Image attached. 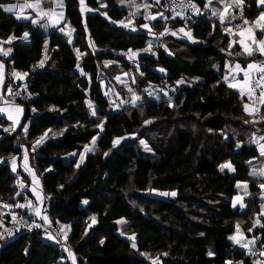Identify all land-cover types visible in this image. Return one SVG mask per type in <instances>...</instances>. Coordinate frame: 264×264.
Here are the masks:
<instances>
[{
    "label": "trees",
    "instance_id": "16d2710c",
    "mask_svg": "<svg viewBox=\"0 0 264 264\" xmlns=\"http://www.w3.org/2000/svg\"><path fill=\"white\" fill-rule=\"evenodd\" d=\"M11 2L0 0L5 5ZM193 2L199 12L186 26L159 18L151 25L143 17L129 18L130 9L135 10L130 0H84V5L80 0H63L65 24L50 34L31 22L34 17L17 19L0 9V45L10 36L17 40L5 44L12 49L7 57L0 55L7 86L13 79L36 95L31 102H17L23 107L24 121L14 132L20 136L29 123L27 140L33 144L49 129L64 130L37 151L35 163L44 192L53 195L44 216L47 213L52 222L69 226L68 245L76 264H153L142 253H162L156 264H250L252 254L241 250L229 237L240 233L257 238L264 228L255 223L259 219L264 224V189L260 187L264 176L250 174L253 160L262 157L258 147L262 143H253V134L264 133V126L259 132L250 129L252 115L245 104L251 99L229 87L225 75L233 62L242 63L244 68L246 62L256 60L253 55H241L240 34L232 31L242 32L239 24L243 19L249 22L247 29L253 27L264 7H258L257 0H244L243 17H236L230 25L236 29L229 32V26L205 10L207 0ZM135 3L152 5L143 8V13L165 16V0L159 5L155 0ZM129 19L135 26H125ZM146 23L152 32L163 33L166 27L170 30L163 40L165 49L154 56L141 55L149 40L159 36L150 37L149 29L141 27ZM183 27L193 39L172 37V31L177 33ZM67 28L73 34L71 41L61 34ZM25 32L29 34L26 38ZM167 39L175 40V47L168 50ZM133 57H138L144 74L140 93L149 86L159 90L153 97H141L148 100L141 109L106 116L103 130L98 132L88 102H95L100 115H106L109 99L101 69L109 63L113 72L117 67L131 71ZM41 60L43 69L37 71ZM13 69L27 76L10 79ZM77 69L90 80L81 78ZM5 92L7 96V88ZM9 126V121L0 116V217L6 223L11 217L4 212V205H15L21 197L16 184L19 173L11 171L9 160L13 153L22 152L15 148L16 135L8 137L4 131ZM145 131L155 136L160 133L155 139L161 147L158 156H142L130 140L118 144V140ZM97 135L96 152L76 167L83 147ZM228 163L232 170L221 171V165ZM147 190L175 192L177 198L147 200L140 195ZM240 196L244 202L235 205L234 200ZM133 236L134 240L129 239ZM262 245L263 239L258 240L252 252L264 250ZM70 261L55 245L43 242L39 230L0 238V264H72Z\"/></svg>",
    "mask_w": 264,
    "mask_h": 264
},
{
    "label": "rangeland",
    "instance_id": "374dc122",
    "mask_svg": "<svg viewBox=\"0 0 264 264\" xmlns=\"http://www.w3.org/2000/svg\"><path fill=\"white\" fill-rule=\"evenodd\" d=\"M18 1H22L20 3H25V2L34 3L35 2V0H12V2L9 3V4H17V3H19ZM217 1H219V3H220V0H213V7H212L213 9H214V6L216 5L215 2H217ZM229 2L231 3L232 0H229ZM61 4H62V6H60ZM42 7H43V9L45 11L51 10L55 14L63 13L62 18L59 15H56L54 17L55 19L59 20V23L58 24H53L52 20L48 16H44L42 18L39 17L37 15L36 10L33 9V8H25L24 10H30L32 12L26 13L24 15L26 17L29 16L30 18L34 17L33 19L37 20V23H35L34 25L36 27H38L39 29H41V30L47 29L46 30L47 34H50L53 31L61 29L62 25L65 24V9H64L63 0H57L56 4H54L52 2V0H42ZM258 7L262 8V7H264V5L258 4ZM236 9H238V8L234 7L233 11L236 10ZM208 11L211 14V16L214 17V19H216L217 21H219L221 23V21L218 20V15L214 16L212 14V9H209ZM132 12L134 13L135 18L143 17L145 19V16L150 14V13H147V12L143 13V7H141L139 10H137V8H135V10L133 8H131L130 9V13H132ZM130 13H129V18H131ZM82 14H83V16H86L88 13L84 9ZM151 14L155 15L156 13L151 12ZM23 18H24V16H23ZM156 18L162 19V17L161 16L159 17V15H157ZM132 19H129L128 22H126V25H128L127 27H129V28L132 25L135 26V24L132 23L133 22ZM24 20H28V19L24 18ZM145 20L150 25H151V21H155L154 19H151L150 16H149L148 19H145ZM129 21H131V23H129ZM262 21H264V20L260 21L261 24H263ZM255 22L253 24L254 25L253 27H256L257 31H256V33H254L255 35L253 34L254 35L253 37L255 39H257V40H261L262 38H264V36H262V31H261V29L258 26H256ZM221 24H224V25L228 26L226 21L221 23ZM184 28L185 27H183V29ZM62 31H64V34L63 33H61V34L63 36H66L69 41H71L73 39V34H71V31L68 28H67V30H62ZM162 32H164V31H162ZM172 32H174V31H172ZM184 32H186V31L184 30ZM184 32H180V31L177 30L176 35H172V37H174V38H176L178 40L184 41L185 37L188 38L184 34ZM69 33H70V35H69ZM147 33L149 34V31H147ZM152 33H153L152 35L159 34L160 37L159 36H155V37L151 38V40H149V42H151V47L149 48V44H148V47H147V48H149V51H142L141 55L149 54V55L154 56L152 53H155V55H157L160 49H165V44H164L163 40H164V37L169 35L170 30H169L168 33L164 34L163 36H161L160 33H156L155 31H153ZM150 37H151V35H150ZM188 40H190V39L188 38ZM15 41H17V40L15 39ZM26 42L28 44L30 43L29 40H26ZM234 42L237 43L236 40ZM5 44L6 43L1 44L0 48H3L4 50H7ZM157 44H158V47H157ZM174 44H175V40L167 39L168 50H169V47H175ZM175 51L177 52V50H175ZM178 51L181 52L182 48H179ZM47 54H48V52H47ZM47 54H46V57L48 56ZM244 54L247 55L246 57L249 56L247 52H245V53H243L241 55L243 56ZM0 55H2V53H0ZM252 55L256 59V56L254 54H252ZM254 62L256 64L257 63V59L255 61L246 62V66L244 68L242 67V63L239 64V63L233 62L232 64H229L227 66L226 75H225V77L227 76V78H228L226 80L227 84L228 85L231 84L229 82H232L233 80H235V81L242 80V84L245 86V83H244V72L240 71V73L237 74L238 70L236 69L235 66L237 64H239L242 69H246L248 64L254 63ZM131 63L134 66L131 71H126L122 67H117L116 72H113V69L109 65V63H106V65L103 66L102 69H101V73L103 74L102 78H103L104 93H106V95H107V97L109 99V107H108V109L106 111V115L105 116L103 114L100 115L99 111L96 110V108L94 106V103H95L94 100H93V102H94L93 103V109L95 110L96 115H92V110L93 109H90L88 107V111L91 114L90 116L96 122L95 129L98 132L103 130L105 118L109 114L114 113V112H119V111H122V110H125V109L129 110L128 112L132 111L133 109H141L148 102V100H143L141 98L143 96V92L140 93V85H141V83H144V81H143L144 74H143V72L140 69V62H138V57H136V58L133 57ZM118 64H121V62H118ZM77 72L81 73L80 69H77ZM255 72H256V70L254 72H251V74H249L248 83H247V90H248V84L252 80L251 79L252 78L251 75H253ZM80 77L84 78L86 80H88V79L90 80L89 76H84V75L81 74ZM100 78H101V76H100ZM117 78H119V79H117ZM232 85H234V86L231 87V88H233L234 90L239 92L238 89L236 88L237 83L236 82L232 83ZM144 86H148V84H145ZM130 89H131V91H130ZM243 90H246V88H244ZM240 94H241V92H240ZM134 96H138L139 99L138 100H134L133 99ZM242 96L244 98H248L249 97L248 93H247V95L244 93V95H242ZM8 103H9L8 107H12V106H14V104L15 105H19V104H16L15 102H8ZM19 106H21V105H19ZM12 114L15 115L14 111H13ZM6 117H8V115H6ZM23 121L24 120L22 119L21 122L18 125L16 124L14 130H12L13 123H11L9 121L10 126L8 128L10 130L8 132H6V134H7L8 137H12L13 135L14 136L16 135L15 136L16 137L15 148L16 149L20 148L21 152H22V154L13 153L11 155V156H13V158H15V161H13V158H11L9 160V162L11 164L10 168H11V171H13V163H15L16 170L13 171V173H15V174L19 173V175H18V177L16 179V181H17L16 184L18 185L17 188L19 189L18 192L21 194V197H20L19 201L21 200V198L23 200L24 196H26V195H33L32 199L34 201H36V204L40 206L41 212L43 213V215H45L44 211L48 209V207H46V205H45L46 202H47V198H46V193L44 192V189L42 187V177L38 173V168H37L36 163H35V161H36V157L35 156H36L37 151L40 148L44 147L48 142L59 138V137H56V136L62 135L64 130L63 129H57V130H54V131L48 133V136L43 140V142L39 143L38 146H35V148L33 149V145H34L35 142L33 144L32 143L28 144V140H27V136H28V132H29V125H30L29 123L21 130L20 136H18V134H16L14 132L21 124H23ZM252 122H250V129L251 130L254 129L255 132H259L260 131L259 130L260 127L264 126V118H262L261 116H255L254 114H252ZM254 123H256V124H254ZM258 123H260V124H258ZM98 125H102V129L100 127H98ZM149 125H150V123H149ZM25 128L27 129V132H25V130H24ZM262 131L264 132V128H263ZM17 132H19V131H17ZM54 133H55V135H54ZM262 136H264V133H262V134L254 133L252 140L253 141L255 140L258 143L264 144V140H260L259 139ZM20 137H22L23 139H20ZM157 137H160V133H156V136H155L149 131H145L144 133H139L138 132L137 134H135L133 136H130V138L126 137L124 139L118 140L119 142L116 141L115 144H117V142L119 144V143H122L124 141H129L130 140V143L133 144L136 147V149L140 152V154L142 156H144V157H155V156H158L157 150L161 149V147L155 141V139ZM251 137H252V134H251ZM94 138H95L94 142L92 140L88 145H85L83 147V151L80 154V157H78L79 160H78L77 164H79V166L84 163V159H85V157L88 154H94L96 152L98 135L95 136ZM225 139H227V136L225 137ZM141 141H143L144 143H141ZM145 145H147V150L145 148ZM86 147H87V150H85ZM25 149H27V157H28L27 161H25V159H24ZM69 158L70 157H67L65 159V161H68ZM1 161H3V160H1ZM253 161L254 162L251 163V168L253 170H257L256 171L257 173H259L260 171L264 170V156H262L260 159L253 160ZM77 164H76V167H77ZM33 175L36 177L35 181L33 180ZM21 185H23V187H21ZM163 193H168V192H160V191H156V190H147V191L141 192L140 195L145 197L147 200H150L151 198L166 199V200H168L170 198H172V199L177 198V193H175V192H173V193H175L174 196L173 195H163ZM237 198L234 200L235 201V205H238V204L240 205V203L242 204V202H244V199H243L242 196H240L238 199ZM261 199H264V195H261ZM22 200L20 202L18 201L19 203L17 202L15 205L10 203L11 207H4V212L6 213V215H8L7 213H8L9 210H10L11 214H13V212L17 213V210L19 209V207H16V205L17 204H21ZM46 216H47V213H46ZM35 219L36 220H40L41 218L36 215ZM0 221H2L3 223H6V221H3L1 219V217H0ZM49 222H45V224H44L43 228L46 231H51L54 228L53 224L49 223ZM13 225L16 226V224H13ZM0 227H1L0 234L3 237V233L4 232H3V226L1 225V223H0ZM61 232H63V230H61ZM53 234L56 237H58V239L60 240L59 235H56L55 233H53ZM237 234L238 235L236 236V238L238 240H239V238H242L243 235H244V234L242 235L240 233H237ZM246 238L250 239L248 237H246ZM236 245H238V243H236ZM240 246H241V244H240ZM241 248L245 249V247H241ZM161 255H162V253L156 254V256L147 254V256L151 257V259H150L151 261H158L157 258L159 259L161 257ZM69 259L71 260L70 262L72 263V258L69 257Z\"/></svg>",
    "mask_w": 264,
    "mask_h": 264
},
{
    "label": "snow or ice",
    "instance_id": "6c2138e0",
    "mask_svg": "<svg viewBox=\"0 0 264 264\" xmlns=\"http://www.w3.org/2000/svg\"><path fill=\"white\" fill-rule=\"evenodd\" d=\"M52 2H53L54 4H56V3H57V0H52ZM80 2H81V5H83L84 0H80ZM120 2H121V3H124V0H120ZM159 3H160V0H155V4L159 5ZM173 3L175 4V3H176V0H173ZM222 3H223V10L215 9V8L212 9V14H213L214 16L218 15V16H219V19H220V21H221V23H223V22H224V19H225V15H224V13L228 12V10H229L230 7H235V8L240 9V12H241V15H242V13H243V7H242V5H243V3H244V0H232V3H231V4H228V3L226 2V0H222ZM257 3H258V4H262V5H264V0H257ZM130 4H131L132 7L137 8V10H139L141 7H143V8H150V7L152 6V5L147 4V3L142 4V5H141V4H136V3H135V0H130ZM210 4H211V0H208V4H206L205 7H207V6L210 5ZM60 6H62V4H61ZM101 6L103 7V6H106V5H101ZM179 6H180V7L191 8V10H192L193 12H199V9H198L197 6L195 5V3L192 2V0H188L187 4L184 3V0H180ZM25 8H33V9H35L36 12H37V15H38L39 17H41V18L44 17V16H48V17L52 20V23H53V24H58V23H59V20H57V19L54 18L56 15H59L61 18H62V16H63V13L55 14V13H53L51 10H49V11H45V10L43 9V7H42V0H35L34 3H27V2H25V3L8 4V5L0 4V9H3V11L6 12V13H13V14H15L17 19H20V18H21V14L24 12V9H25ZM17 9H19V13H17V11H16ZM171 10L175 13V15H180V13L175 12V7H173ZM81 11H82V12L84 11V8H83V7L81 8ZM105 15H106V14H105ZM130 15H134V13H130ZM157 15L161 16L162 19L165 20V21H167V20L169 19L168 17L163 16V13H156L155 15L149 14V15H146V16H145V19H148L149 16L151 17V19H155ZM24 18H25V19H29V17H24ZM173 18H175V16H173ZM231 18H232L233 20H235V19H236V16H235V15H232ZM261 20H264V9L261 10L260 16L257 18V20H256V22H255L256 26L260 27V29H261V31H262V36H264V24H261V23H260ZM31 22H32L33 24H35V23H37V20H36V19H32ZM120 23H123V21H121ZM129 23H131V21H129ZM248 23H249V22L245 19V20H244V24H248ZM125 26H128V25H125ZM141 27L146 28V29H149V34H150V35L153 34V33L151 32V29L149 28V25H148L147 23L141 25ZM132 30L135 31L136 29L133 28ZM73 31H74V30H73ZM178 31H180V32H184V29L181 28V29H179ZM226 31H229V32H230L231 29H226ZM168 32H169V29L166 27L165 30H164V32H163V33H160V35L163 36L164 34H166V33H168ZM247 32H248V34H249L250 37H253V33H252V29H251V28L247 29ZM171 34H172V35H176V32H172ZM184 34H185L189 39H193V37L191 36V32H190V31H189V32H184ZM23 35H24V37L26 38L29 34H28L27 32H25ZM69 35H70V33H69ZM241 35H243V32H241ZM13 39H15V37H14V36H10L9 39H8V41H6L5 43H11V41H12ZM253 42H254V43H257L254 39H253ZM258 43H259V51H260V53H261L262 55H264V38H262ZM230 46H231V45H230ZM150 47H151V42H149V48H150ZM149 48H146V49H144L143 51H149ZM45 49H47V42H45ZM11 51H12L11 48H8L7 50H4L3 48H0V53H2L5 57H7ZM245 51H246V52L248 53V55H250V56L253 54V50H252V49L245 48ZM129 52H132V50L129 49ZM135 54H136V53H133V55H135ZM152 54L155 55V53H152ZM80 55H81V54L79 53V50H77V56H78V58H79ZM46 58H47V57H45V59H46ZM39 64H40V66H43V64H44V60H41V61L39 62ZM78 67H79V65H78ZM235 67H236L237 70H240V71H243V72H244V83H245V85H247V83H248V78H249V72H248L247 69L257 68V65H256V64H252V63H250V64L247 65V69H241V67H240L239 64H237ZM160 71L163 72L164 69H160ZM258 71H259L260 73L264 74V65L259 66ZM81 74L83 75L84 73L82 72ZM11 75L14 76V77H17V78L23 79L25 76H27V73H20V72H17L16 70L13 69ZM117 79H119V78H117ZM227 79H228V78H227V76H226V77H225V80H227ZM3 81H4V63H3L2 61H0V86L3 85ZM261 81H264V75L261 76ZM178 83H183V81H179ZM233 86H234V85L229 84V87H233ZM130 91H131V89H130ZM7 92H8V94H10V95H16V96L20 95L19 92H16V93L13 94V90H12L11 85L7 86ZM248 94H249V98L251 99L252 89H249V93H248ZM241 95H244V90H243V88H241ZM260 95H261V97H264V89H261ZM133 99H134V100H138L139 97H138V96H134ZM0 100H3V96H0ZM7 104H8V102L5 101V105H6V106H5V107H0V112H6V111L8 112V118H9L10 120H13L12 130H14L16 123H18V121H19V115H18V114L21 113V112L23 111V109H22L19 105H14L13 107H8ZM88 106H89L90 109H93V105L91 104V102H88ZM245 110H246V111H250L249 108H248V105H247V104H245ZM13 111H15V113H17L16 116H14V115L12 114ZM33 111H35V109H33ZM92 115H96L94 109L92 110ZM149 122H150V121H146L145 123H149ZM247 122H248V121H246V123H247ZM98 127H100V128L102 129V125H98ZM9 130H10L9 128H4V131H5V132H8ZM24 130H25V132H27V129H26V128H25ZM51 131H52L51 129L48 130V132H51ZM48 132H45L44 135H43L42 137H40V138L35 142V144L33 145V149L35 148V145H36V144H39V143L43 142V140L48 136ZM61 134H62V133H61ZM54 135H55V133H54ZM259 139H260V140H264V136L260 137ZM94 141H95V138H93V142H94ZM253 142H254V143H258V142L255 141V140H254ZM114 143H115V142H114ZM141 143H144V142L141 141ZM239 146H240V145L238 144L237 147H239ZM258 147H259L260 155H261V156H264V144H258ZM145 148H146V150H147V145H145ZM85 150H87V147H86ZM105 155H107V153H105ZM81 158H82V157H81ZM24 159H25V161H27V159H28V157H27V149H25V156H24ZM13 161H15V158H13ZM249 163H251V162H249ZM77 167H79V164H77ZM224 168H228V169L232 170V165H231L230 163H228V164H224V165H221V171H223ZM15 170H16V166H15V163H13V171H15ZM250 174L253 175V176H256V175L264 176V170L260 171L259 173H257L255 170H253V172L250 173ZM35 179H36V177L33 175V180L35 181ZM239 186H240V185H239V183H238V184H237V187H239ZM21 187H23V185H21ZM260 187H261L262 189H264V183H262V184L260 185ZM17 195H19V193H17ZM163 195H173V196H174L175 193H170V194H169V193H163ZM38 198H39V197H38ZM85 203H87V201H85ZM28 204L31 205L32 202L29 201ZM4 206H5V207H11L10 205H4ZM16 207L24 208L25 205H24V204H17ZM241 207H243V205H241ZM261 209H262L261 214L264 215V204L261 205ZM34 212H35V215L40 216L42 220H44L45 222H49L47 216L41 215V210H40V208H38V207L35 208V209H34ZM12 218H13L14 221L16 220V217H15V216H13ZM93 219H94V218H93ZM20 222H21V223H26V222L23 220V217L20 218ZM0 223H2V221H0ZM49 223H50V222H49ZM118 223H122V221H118ZM255 223H256V224H259V223H260L259 219H257V220L255 221ZM35 227L39 228V227H41V225L37 224V225H35ZM67 227H69V226L62 225V226H61V230H63L64 228H67ZM261 227H264V224H261ZM236 229H237V232H240V225H239V224L236 225ZM29 230H31V226H30V225H29ZM248 231H252V229L249 228ZM9 235H11V232H10V231H9ZM64 235H65V238H66L67 234L65 233ZM0 238H3V237L0 236ZM49 238L51 239L52 237L49 236ZM129 239L134 240L135 237L133 236V237H130ZM229 239L234 240L236 243H240V240H238V239L236 238V236H230ZM254 243H255V239H253V240H251V241H248V243H246V244H241V247H245V248H247V247H248V244H254ZM132 246L135 248V247H136L135 243H133ZM262 247H264V245H262ZM65 251H67L68 254H69V257L72 258V264H76L75 255L71 252V250H70L69 248H65ZM250 254L255 255L256 253L251 252V250H250ZM142 255H147V254L142 253ZM164 255H167V254L164 253ZM209 255L211 256L212 253L209 252ZM258 255L264 257V250H261V251L258 253ZM148 258L151 259V257H148ZM157 260H158V258H157ZM153 264H156V261H153ZM254 264H261V262H259V261H254Z\"/></svg>",
    "mask_w": 264,
    "mask_h": 264
},
{
    "label": "built area",
    "instance_id": "2783aa9c",
    "mask_svg": "<svg viewBox=\"0 0 264 264\" xmlns=\"http://www.w3.org/2000/svg\"><path fill=\"white\" fill-rule=\"evenodd\" d=\"M165 1H166V6L163 8V10H164L165 16L169 18L168 20H170L172 22L178 21V22H181L187 26L193 20V17L197 13V12H193L191 10V8L180 7L179 6L180 0H176L175 4L173 3V0H165ZM187 2H188V0H184L185 4H187ZM192 2H193V0H192ZM173 7H175V12L180 13V15H175V13L171 10ZM173 16H175V18H173ZM235 16L238 18L243 17V13L241 15L240 9H237L235 11ZM247 27H248V24H244V19H243L241 21V23L239 24V30L244 32L247 29ZM236 32H237L236 30H233L232 34H236ZM262 65H264V61H262L258 65V68H259V66H262ZM258 68H257L256 72L252 75V78H251L252 80L249 84V88L252 89V95H251V103L253 105L252 113L255 116H261V106H262L263 98H264V97H261V95H260L261 89H264V81H261V76L264 74L260 73L258 71ZM42 69H43V66H40V65L37 66V68H36L37 71H41ZM7 77H8V73H7ZM9 78L12 79L11 73H9ZM31 78H33V76H31ZM11 87L13 90V94L16 92H19L20 95L16 96V95L7 94L6 101H8V102H15V103H17V102H31V101L36 99L35 94L28 93L26 89L19 86V84L13 79L11 82ZM158 90H159V87L150 86L144 90L143 96L144 97H153L154 93L157 92ZM3 102H4V98H3V100H1V103H3ZM46 198H47V202L45 205H46V207H49L50 202L53 198V195L46 194ZM29 201L32 202L31 205L28 204ZM21 204H24L25 207L19 208L17 210V213L13 212V214H11V212L9 210L7 214L10 215V217H11L10 221L8 223H3V222L1 223V225L3 226V232H4L3 237L4 238L11 237L18 231L23 232V231L39 230L42 232L43 242L55 245L57 247V249L62 254H65V255L68 254V252L65 251V248H69L71 250L70 246L68 245V234H67L68 228H64L63 232H61V226L64 224L54 223L48 217V220L50 221V223L53 224L54 228L51 231L44 230L43 227H44L45 221L43 220V222H41L40 220L35 219L36 215H35L34 209L37 207L40 208V206L36 204V201H34L31 196L26 195V196H24ZM13 216L16 217L15 221L12 218ZM21 217H23V220L26 223L20 222ZM13 224H16V226ZM37 224L41 225V227H39V228L35 227V225H37ZM29 225L31 226V230H29ZM9 231L11 232V235H9ZM53 233H55L56 235H59L60 240ZM65 233L67 234L66 238L64 235ZM49 236H51L52 238L50 239ZM253 239H255L254 244H256V242L258 240H261V239H263V241H264V228L261 231V233L259 235H257V238H253ZM254 244H251V245L254 246ZM71 252H72V250H71ZM254 253H256V252H254ZM258 253H256L255 255L252 254L250 264H254V261H259V262H261V264H264V257L259 256ZM237 264H244V263H243V261H239V262H237Z\"/></svg>",
    "mask_w": 264,
    "mask_h": 264
},
{
    "label": "crops",
    "instance_id": "0c3cea01",
    "mask_svg": "<svg viewBox=\"0 0 264 264\" xmlns=\"http://www.w3.org/2000/svg\"><path fill=\"white\" fill-rule=\"evenodd\" d=\"M207 2H208V0H207ZM226 2L228 3V4H231L229 1H227L226 0ZM208 4V3H207ZM215 6H214V8L215 9H220V10H223V3H222V0H220V3H219V1H217V2H215ZM84 5V4H83ZM213 7V0H211V4L210 5H208L207 7H205V10H209V9H213L212 8ZM233 9H234V7H230L229 8V10H228V12H226V13H224V15H225V19H224V22L226 21L227 22V25L229 26L227 29H233V28H235L236 26H230V25H233L234 23H235V21H236V19L235 20H233L231 17H232V15H234V12H233ZM17 11V13H19V9H17L16 10ZM204 12V11H203ZM233 12V13H232ZM26 13H29L28 12V10H24V12L21 14V18L20 19H24L23 18V16L24 17H26L24 14H26ZM197 15V14H196ZM195 15V16H196ZM16 16V15H15ZM29 17V16H28ZM30 18V17H29ZM218 20H220L219 19V16H218ZM263 22V24H264V21H262ZM249 28H251L252 29V33L254 34V33H256V27H249ZM248 28V29H249ZM260 28V27H259ZM236 29V28H235ZM231 32V31H230ZM236 34H240V36H239V41H240V47L242 48V51H243V53H245L246 51H245V48H249V49H252L253 50V54L256 56V59H257V63H256V65H257V68H258V65L262 62V61H264V55H262L261 53H260V51H259V41L260 40H257V39H255L254 37H250L249 36V34H248V32H247V30H246V32L245 33H243V35H241V32H238V33H236ZM235 34V35H236ZM255 35V34H254ZM253 35V36H254ZM253 39L257 42V43H254L253 42ZM261 58L262 60H258V58ZM1 61V60H0ZM252 64H255V62L254 63H252ZM257 68H253V69H247L248 70V72L251 74V72H254L255 70H257ZM242 69V68H241ZM240 73V70H238V72H237V74H239ZM17 79H19V78H17ZM237 83V85H236V88L238 89V91L239 92H241V88H246V90H244V93L247 95V93H249V84H248V90H247V85H243L242 84V80H239V81H235V80H233L232 82H229V83ZM6 88H7V82H6V71H5V68H4V81H3V85L2 86H0V96H3V98H4V102H5V100H6V92H5V90H6ZM248 96H249V94H248ZM249 101H250V98L248 97L247 98ZM1 103V100H0V107H5L6 105H5V103ZM8 102V101H7ZM12 104V103H11ZM250 104H251V102H250ZM250 104H247L248 105V108H249V112H250V114L252 115V108H251V105ZM15 105V104H14ZM7 106H9V103L7 104ZM13 107V106H12ZM21 107V106H20ZM22 109H23V107H21ZM14 113H15V111H14ZM6 115H8V112L6 111V112H0V116H2V117H4L5 119H7V120H9L11 123H13V120H10L8 117H6ZM14 115V114H13ZM17 115V113H15V115L14 116H16ZM19 115V121H18V123H16L17 125L21 122V120L23 119V115H24V110L21 112V113H19L18 114ZM36 197V196H35ZM239 198V197H238ZM237 198V199H238ZM241 204V203H240ZM41 215H42V213H41ZM40 217V216H39ZM41 218V217H40ZM261 224H263L261 221H260V223L258 224V226H261ZM243 235V234H242ZM239 240H240V243H238V246L240 247V249L241 250H244V251H247V252H250V250H251V252H252V250H253V247H252V245L251 244H248V247L247 248H245V249H242L241 248V246H240V244H246V243H248V241H251L252 239H247L246 237H245V235H243V237L242 238H239Z\"/></svg>",
    "mask_w": 264,
    "mask_h": 264
},
{
    "label": "bare ground",
    "instance_id": "6f19581e",
    "mask_svg": "<svg viewBox=\"0 0 264 264\" xmlns=\"http://www.w3.org/2000/svg\"><path fill=\"white\" fill-rule=\"evenodd\" d=\"M203 6V5H202ZM69 230H67V234H68V237H69ZM67 257H69V254H66Z\"/></svg>",
    "mask_w": 264,
    "mask_h": 264
},
{
    "label": "clouds",
    "instance_id": "9594fccd",
    "mask_svg": "<svg viewBox=\"0 0 264 264\" xmlns=\"http://www.w3.org/2000/svg\"><path fill=\"white\" fill-rule=\"evenodd\" d=\"M253 114V113H252Z\"/></svg>",
    "mask_w": 264,
    "mask_h": 264
}]
</instances>
